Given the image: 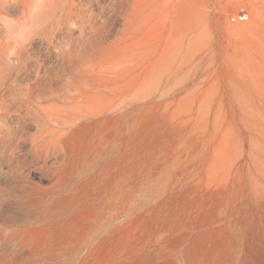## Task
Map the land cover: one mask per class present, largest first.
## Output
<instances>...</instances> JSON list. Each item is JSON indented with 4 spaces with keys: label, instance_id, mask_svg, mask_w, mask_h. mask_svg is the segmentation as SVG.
Here are the masks:
<instances>
[{
    "label": "rangeland",
    "instance_id": "obj_1",
    "mask_svg": "<svg viewBox=\"0 0 264 264\" xmlns=\"http://www.w3.org/2000/svg\"><path fill=\"white\" fill-rule=\"evenodd\" d=\"M166 1L0 30V264H264V0H181V41L137 50L161 63L98 85L135 5L156 29ZM87 64L107 110L74 122Z\"/></svg>",
    "mask_w": 264,
    "mask_h": 264
},
{
    "label": "bare ground",
    "instance_id": "obj_2",
    "mask_svg": "<svg viewBox=\"0 0 264 264\" xmlns=\"http://www.w3.org/2000/svg\"><path fill=\"white\" fill-rule=\"evenodd\" d=\"M61 1L62 0H0L1 13L3 11H12L15 15H18L13 21L1 18L0 30L3 31L4 26L6 25H16L22 28L23 34H27L31 31V28L34 30L35 28L40 27L41 24L46 21L51 9ZM180 2L181 0H176V2L166 1L163 4H160L158 9L161 11V15L155 20V24H157L156 29L154 28V20L149 17L143 21L137 20L140 9L139 6L135 5L133 13L128 15L127 20L128 22L133 23L134 29L142 31L143 36L141 38H136L133 34L127 32L119 43H115V45L107 51L106 55L111 58V62L103 63L101 67L102 75L100 74L101 78L98 85H100L101 82L111 83L125 79L130 76L131 72L135 69L137 70L146 67L152 56H154V65L161 63L160 58H156L154 53L152 56L147 57L148 54H139L137 50L143 48L144 51L148 53V47L145 45H147V42L154 43L155 40H157V42L162 41L166 49L171 46L174 40L181 41L179 36L181 27L179 26L183 25L185 13L181 7L178 6ZM72 6L73 5L71 4L65 13L67 18L72 15ZM65 16L59 17L57 23L60 24V22H63ZM90 71V65L87 64L80 76L81 79L72 82V86L79 92L77 97H83L84 94L87 95L90 93L87 87L94 85ZM131 77L133 79L136 78V76ZM131 83L132 82H129L127 86L122 87H124V89H129ZM94 99H96L95 96L87 95L80 101H78V99L75 100L80 102V104L73 115L74 118L72 121L75 122L76 120L96 117L107 110V107L104 105L92 106L91 103ZM258 202V195L256 193V205Z\"/></svg>",
    "mask_w": 264,
    "mask_h": 264
},
{
    "label": "built area",
    "instance_id": "obj_3",
    "mask_svg": "<svg viewBox=\"0 0 264 264\" xmlns=\"http://www.w3.org/2000/svg\"><path fill=\"white\" fill-rule=\"evenodd\" d=\"M247 16V12L241 9L234 16H232V19L237 21H244L245 19H247Z\"/></svg>",
    "mask_w": 264,
    "mask_h": 264
}]
</instances>
